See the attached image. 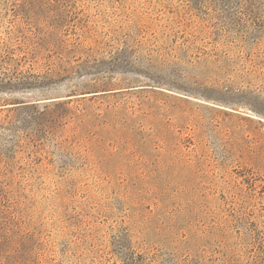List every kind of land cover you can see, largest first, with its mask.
Returning a JSON list of instances; mask_svg holds the SVG:
<instances>
[{
	"label": "rangeland",
	"instance_id": "374dc122",
	"mask_svg": "<svg viewBox=\"0 0 264 264\" xmlns=\"http://www.w3.org/2000/svg\"><path fill=\"white\" fill-rule=\"evenodd\" d=\"M0 264H264V0H0Z\"/></svg>",
	"mask_w": 264,
	"mask_h": 264
}]
</instances>
